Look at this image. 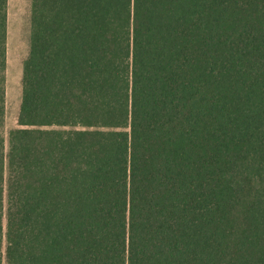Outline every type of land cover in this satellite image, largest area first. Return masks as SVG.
<instances>
[{"label": "trees", "instance_id": "1", "mask_svg": "<svg viewBox=\"0 0 264 264\" xmlns=\"http://www.w3.org/2000/svg\"><path fill=\"white\" fill-rule=\"evenodd\" d=\"M8 1L0 264H264V0H32L7 148Z\"/></svg>", "mask_w": 264, "mask_h": 264}, {"label": "rangeland", "instance_id": "2", "mask_svg": "<svg viewBox=\"0 0 264 264\" xmlns=\"http://www.w3.org/2000/svg\"><path fill=\"white\" fill-rule=\"evenodd\" d=\"M16 8V7H14ZM18 9V8H17ZM31 10L11 11L8 14V40H7V67L6 76V115L4 133L6 147L9 146V131L18 126V115L22 98L23 62L30 49L31 37ZM20 13V17H19ZM6 186V183H5ZM4 241L3 252L6 249V222L7 201L4 203ZM3 264H6L4 257Z\"/></svg>", "mask_w": 264, "mask_h": 264}, {"label": "crops", "instance_id": "3", "mask_svg": "<svg viewBox=\"0 0 264 264\" xmlns=\"http://www.w3.org/2000/svg\"><path fill=\"white\" fill-rule=\"evenodd\" d=\"M31 1L32 0H9L8 1V14H10L11 11L15 12L18 10L21 13L22 10L23 11L25 10V12L27 9L31 10ZM20 13H19V17H20Z\"/></svg>", "mask_w": 264, "mask_h": 264}]
</instances>
